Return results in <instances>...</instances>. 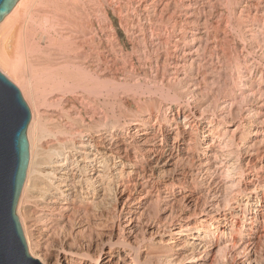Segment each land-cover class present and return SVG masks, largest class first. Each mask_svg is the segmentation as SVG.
Returning <instances> with one entry per match:
<instances>
[{"label": "bare ground", "instance_id": "bare-ground-1", "mask_svg": "<svg viewBox=\"0 0 264 264\" xmlns=\"http://www.w3.org/2000/svg\"><path fill=\"white\" fill-rule=\"evenodd\" d=\"M0 73L30 258L264 264V0H18Z\"/></svg>", "mask_w": 264, "mask_h": 264}, {"label": "water", "instance_id": "water-1", "mask_svg": "<svg viewBox=\"0 0 264 264\" xmlns=\"http://www.w3.org/2000/svg\"><path fill=\"white\" fill-rule=\"evenodd\" d=\"M18 0H0V22ZM30 112L19 90L0 73V264H40L30 258L15 207L28 163Z\"/></svg>", "mask_w": 264, "mask_h": 264}, {"label": "rangeland", "instance_id": "rangeland-1", "mask_svg": "<svg viewBox=\"0 0 264 264\" xmlns=\"http://www.w3.org/2000/svg\"><path fill=\"white\" fill-rule=\"evenodd\" d=\"M185 122H186V121L183 119V117H181V118L179 119V123H180L181 125H184Z\"/></svg>", "mask_w": 264, "mask_h": 264}]
</instances>
